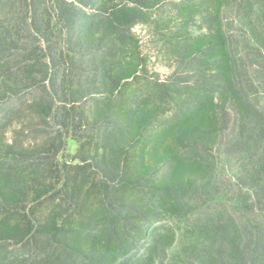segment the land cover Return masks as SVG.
<instances>
[{
    "label": "trees",
    "instance_id": "obj_1",
    "mask_svg": "<svg viewBox=\"0 0 264 264\" xmlns=\"http://www.w3.org/2000/svg\"><path fill=\"white\" fill-rule=\"evenodd\" d=\"M115 1L0 0V70L8 72L1 97H16L32 82L37 89L28 107L62 128L56 139L73 137L81 154L91 149L90 159L79 155L78 165L60 166L47 154L61 141L42 142L49 147L40 162L33 147L0 141V255L7 243L24 239L34 250L29 260L5 263L0 256V264H55L68 256L80 264H264V98L257 97L264 95V0L199 1L205 5L199 23L208 32L195 39L185 29L199 6L180 9L174 38L181 42L169 41L170 51L198 53L201 79L174 92L176 111L154 135L145 132L169 88L155 84L125 112L114 100L135 94L128 86L144 60L132 29L146 18L137 6ZM223 10L235 15L237 31L225 29ZM85 63L95 66L97 86L83 88L76 80ZM16 68L22 73H11ZM87 91L105 97L95 99L91 112L78 113L76 96ZM101 118L114 129L99 138L79 135ZM217 141L221 158L212 154ZM89 160L105 171L104 180L96 183ZM158 167L165 170L153 177ZM43 200L50 207L38 218ZM66 200L79 212L71 229ZM61 237L66 240L53 246Z\"/></svg>",
    "mask_w": 264,
    "mask_h": 264
},
{
    "label": "rangeland",
    "instance_id": "obj_2",
    "mask_svg": "<svg viewBox=\"0 0 264 264\" xmlns=\"http://www.w3.org/2000/svg\"><path fill=\"white\" fill-rule=\"evenodd\" d=\"M201 0H116V3L124 6H137L146 18H140L135 22L132 33L134 39L137 41L139 46L140 57L144 60V67L140 72H138V78L136 82H132L130 86H128L129 90L135 92V94L125 93L124 96H119L121 100L114 99L117 104H121L123 107V111H126V108L131 105H135L140 102L145 96L146 93H149L157 86L155 84L164 85V87L170 89V96L164 97V102L161 104L160 109L157 111L156 117L151 121V124L146 129V135H154L159 132L164 123L170 121L176 111V106L172 101L171 96L175 95L174 92L178 91L179 93H183L185 89L189 87H194L196 81H200L198 68H201L200 60L198 53H191L178 51V55L171 53V46L177 45L175 44V40L179 41V37L177 36L179 29L181 28V24L183 22V18L179 16L180 9L188 7L192 9L193 7L199 6L198 11L192 12V20H188V24L186 26V31L190 33L192 39H195L197 36H203L207 34L206 26H201L200 21L204 15V7L205 5L199 3ZM201 4V5H200ZM201 8V9H200ZM184 13V12H183ZM235 15L230 12L223 10L221 14V20L225 26V29L232 32L237 31L238 26L235 23ZM146 19V20H145ZM164 22L166 26H161L159 22ZM156 24L160 25L159 28H156ZM179 38V39H178ZM169 41L171 46H169ZM175 41V42H171ZM181 42V41H179ZM237 49L241 51L242 46L244 44L243 39L241 37L237 40ZM242 58L245 56L242 54ZM247 61V60H246ZM16 62L12 61V64ZM20 71L19 68L15 70H11V73H16ZM8 72L0 70V81ZM10 73V72H9ZM22 73V71H20ZM212 75L211 71H205L204 74ZM34 78H39V74L35 72L33 74ZM75 79V78H74ZM81 83L83 88H86L90 85H96L98 83V79L95 73V66L85 63L81 70L79 76L76 78ZM32 82H26L21 87L18 88V95L12 98H2L0 91V141L2 143H15L19 147H33L34 155L37 157V161L40 162L39 159L44 158L46 154L42 151L47 149L48 146L43 147L42 142H47L49 140L54 141L56 146L59 145V141L62 142V147H59V150L52 147L47 154L50 156L54 153L55 160L58 161L59 165H78L79 159L78 156L91 158L90 150H85L83 154L79 153L80 144L73 137L56 139L59 135V131L62 128L58 129L53 128L49 120H44L39 118L35 112H33L28 106L29 101L32 99V95L37 89V86L33 85ZM77 82H75L76 84ZM159 87V86H158ZM80 88V87H79ZM262 88H258L257 91H260ZM105 96L99 94H93L91 91H87L84 95H77L75 105L78 107V113H89L94 109L95 99H103ZM257 97L264 98L263 94L257 95ZM11 109L12 113H8L6 119L3 121L1 118L5 113V110ZM3 121V123H2ZM113 121L109 119L101 118L97 124L91 127H83L78 131L79 135L82 137H100L104 134L112 131ZM231 124V125H230ZM228 126V133L231 132L232 126L234 124L233 119L232 122ZM219 140V139H218ZM133 143L131 147H135L137 145ZM213 152L212 154L216 157L221 158L223 155V148L219 141H217L212 146ZM31 152V151H29ZM52 152V153H51ZM4 155L0 153V158ZM90 157V158H89ZM11 159V157H10ZM2 162L6 163V160L2 159ZM77 161V162H75ZM90 161V160H89ZM82 165V164H81ZM90 173L95 170V165L90 161ZM8 169H10L8 167ZM165 168L158 167L153 171V177H158ZM94 175L96 183L105 179V171L103 170H95ZM119 177V176H118ZM59 178V182L62 183L65 178ZM120 183V178H117L114 181V184L110 182V188L106 191L105 200L108 203L113 196V189L111 187L114 185L118 187ZM59 185V184H58ZM142 188L141 196H144L142 199L143 203L150 202V195L147 196L144 194V191H148L145 187ZM60 189V186L56 188ZM99 194H102L103 191L99 190ZM140 191V190H139ZM54 192H51L49 195H54ZM98 193V192H97ZM47 199V198H46ZM66 199V198H65ZM43 200L41 205L37 208V216L41 218L44 216L45 211L50 207L48 201ZM66 207H69V222L70 226L65 225L68 229L73 228L79 223V212L76 207L73 206L72 202L66 200ZM33 210L31 206H27L25 209L26 213H30ZM170 220L166 221L169 223ZM63 224V223H62ZM58 240H51L52 245H56V242H63L66 238L61 237L57 238ZM143 245V242L140 243L138 247ZM1 258L4 259L5 263H10L14 260H29L34 250L32 246L27 245V241L24 239L20 244H14L12 242L7 243L5 247H2ZM134 252V249L130 251ZM76 260V261H75ZM81 260H77L74 256H68L67 260L63 261L56 259L55 264H80Z\"/></svg>",
    "mask_w": 264,
    "mask_h": 264
},
{
    "label": "water",
    "instance_id": "obj_3",
    "mask_svg": "<svg viewBox=\"0 0 264 264\" xmlns=\"http://www.w3.org/2000/svg\"><path fill=\"white\" fill-rule=\"evenodd\" d=\"M75 162H77V161H75Z\"/></svg>",
    "mask_w": 264,
    "mask_h": 264
}]
</instances>
